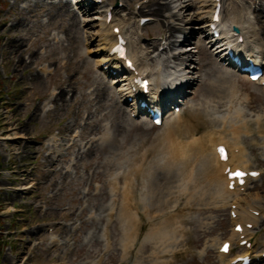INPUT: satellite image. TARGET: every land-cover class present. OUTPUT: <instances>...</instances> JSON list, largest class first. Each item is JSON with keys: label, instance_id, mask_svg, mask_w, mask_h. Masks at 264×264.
Here are the masks:
<instances>
[{"label": "rangeland", "instance_id": "1", "mask_svg": "<svg viewBox=\"0 0 264 264\" xmlns=\"http://www.w3.org/2000/svg\"><path fill=\"white\" fill-rule=\"evenodd\" d=\"M61 1L0 0V20L9 21L8 28L3 30L0 27V30L6 38L12 39L10 46L21 47V60L26 65L30 64V70L22 74L21 69L14 66L15 58L10 62L4 59L8 52L4 50V56H0V138L12 137L15 133L25 138L16 143L7 141L5 149L0 143V264H9L10 255H15L18 259L21 254L27 260L26 264H221L213 245L215 240L223 242L230 236V209L219 212L213 207V199L208 194L199 170H184L185 168L177 165L165 168L167 170L156 167L161 165L163 168L165 165L158 144L159 138L166 125L171 124L176 116L185 118V107L179 113H174L171 109L160 128L154 127L144 116L133 119L129 115V107L122 105L118 99L112 78L103 75L95 66L97 55H92L91 51L98 49L97 44L94 42L89 45L84 42V38L91 35L90 32L94 33L95 29L90 32L71 29L66 34L64 30L70 24L68 17L54 18L53 9ZM103 1L105 3L99 5L96 13L81 19L92 20L95 14L114 8L118 3L119 12L124 10L126 18L129 13H136L133 26L129 29L133 48L154 43L158 51L165 43L167 36L160 33L159 24L152 23L135 30L137 17L147 15L137 14L142 0ZM189 1L181 0L183 3ZM228 1L236 3L242 14L252 21L258 34H261L260 26L256 23L257 15L253 13V10H257L258 3L254 0ZM193 6L186 12L188 14L183 15L186 20L195 16L199 5L194 3ZM167 15L165 13L164 17ZM162 20L171 22L169 18ZM179 23L181 24L175 21V24ZM182 26L192 29L200 24L185 26L182 23ZM259 37V45L264 46L263 37ZM184 38L187 39L188 36L180 34L175 40L183 41ZM182 47L193 52L195 62L189 67V73L193 74L189 78L195 80L193 86L186 89L188 106H204L209 115L219 119H235L241 114L250 121V127L255 131L252 121L259 118L264 122V88L248 82L236 71L223 67L212 56V48L209 50L211 57H206L201 55L194 44ZM43 67L49 68L48 72L36 79V74ZM91 69L92 74L89 71ZM227 70L234 76L229 80L235 84L237 96L228 103L224 101L225 105L222 107L212 110L215 107L213 100L205 90L217 79L216 82L220 83L219 78L224 77L227 74L224 71ZM61 82H65L62 88L67 94V104L62 109L47 101L48 95L59 93ZM108 87L111 91H107ZM99 91H107L104 107L96 99ZM247 97L250 105L244 101ZM116 107L126 110L125 118L117 113L120 110L115 109ZM87 114H91L89 122H98V131L90 133L89 128L84 125ZM116 114L120 119H116ZM118 124L119 132L111 144L97 141L91 145L90 142V150H85L82 156L81 152L76 154L75 148L64 151V157L54 161L51 167L45 164L46 153L42 151L45 148L42 144L50 138L65 137L69 140L74 134L84 133L86 136L83 142H78L84 145L91 139L101 138L103 129H107L112 136V128ZM242 139L247 152L246 159L251 162L250 169L262 173L244 192L253 198L257 193L261 194V203L264 204V191L261 192L264 190V139L255 134ZM17 150L21 155L16 157ZM146 151L149 155L146 158L143 183H148L152 179L149 175L152 176L156 171V175L163 181L155 193L148 187L143 190L141 184L134 198L136 202L144 203L151 215H156L155 223H164L168 219L171 223L168 224V233L161 243H157V239L144 242L143 246L148 245L144 251L141 250L139 254L133 251L124 260L121 247L123 223L118 222L116 216L122 200L118 193L116 196L110 195L111 185L108 183L115 179L117 183L114 187L121 191L124 183L120 177L128 170L129 160L133 162ZM24 172L29 175L26 181L22 177ZM48 182L54 185L52 193L45 189ZM29 185L32 188L26 192L12 191L13 188ZM154 195L156 198H153ZM109 206L113 208L110 222ZM141 208L139 204L137 211L143 212ZM14 210L16 211L13 212ZM140 219L143 239L149 226L144 214ZM256 230L252 238L251 251L255 257L252 262L264 264L259 258L264 253V220ZM54 238L58 240V244L52 245L51 239ZM235 254H239V251H235Z\"/></svg>", "mask_w": 264, "mask_h": 264}, {"label": "bare ground", "instance_id": "2", "mask_svg": "<svg viewBox=\"0 0 264 264\" xmlns=\"http://www.w3.org/2000/svg\"><path fill=\"white\" fill-rule=\"evenodd\" d=\"M99 0H77L76 4H72L71 1L66 0L65 2L61 1L55 8L53 9L54 18L57 17H68L69 19V27L65 29V33L70 32L71 29L78 30H94V33L88 35L84 38L85 44L96 43L98 49L96 51H91L92 55H97V59L95 65L101 68L102 66L106 67V71H104V75H110V71L112 67H116L117 69H121L122 65L120 62L113 56H110V48L113 46L114 41L116 39L115 34L112 32L114 28H119V30L125 34L129 42L128 53L130 54L131 60L133 64L137 67L139 71V75H142L145 79H149L151 82V87L154 91V96H158L160 91H163V87H167L170 91L172 89L177 90L179 94L182 93L183 86L184 89L187 87L193 86L194 78H189L192 76V73H189V67L192 66L195 62L193 52L188 49L183 48V45H196L197 50L206 57H211L209 55L210 40L208 39V35L205 34L203 24L209 23L212 18V13L215 8L213 4V0H196L189 1V3H183L181 0H142V3L139 5V11L137 14H147L145 17H137L135 30H138V24L141 19L145 18H153L155 19L153 24L156 23L160 25V33L165 34V43L161 46V51L157 52V46L154 43H148L147 45H142L140 48H133V43L131 42V37L129 29L133 26L134 17H136V13H129L126 18V14L124 15V10L119 12L114 9L112 12V21L108 24L107 21V12L106 11L100 13V15L92 17V20L85 21L81 18L89 17L90 14L95 13L98 9ZM164 2L163 4L161 2ZM223 4L221 16L222 23L219 24L220 27L224 29H229L225 31L223 34V38H226L230 43L234 40L232 37L233 33L231 31L232 27L238 28L239 35L244 38V45H249L254 51L257 52L258 58L261 59L262 64H264V46L259 45L260 37H263L264 40V5L262 2L264 0H254L257 5V10H253V13L257 15V25L260 26L261 34L255 30V27L252 24V21L248 18V16H244L238 7V5L232 1L221 0ZM102 0V5H103ZM199 5L197 8V12L195 16L191 17L189 20H186L184 17V13L189 12L190 9L194 8L193 4ZM76 8V11H73L72 7ZM104 7V6H103ZM185 11V12H184ZM183 12V14H182ZM167 13V17H164V14ZM188 14V13H186ZM162 18H168L171 22H164ZM175 21L181 22V24H175ZM9 21L6 19L0 20V27L3 30L8 28ZM184 23L185 26H190L191 24H200L201 26L194 27L192 29L186 28L182 26ZM12 26V24H11ZM88 34V33H87ZM180 34H186L188 38H184L183 41H177ZM200 37V39H198ZM202 37V38H201ZM55 39V38H54ZM238 37L235 38L234 42ZM12 39H8L4 36V32L0 30V56H4V50L7 53L6 62H10L12 58H15L14 66L21 69L22 74L24 72L30 70V64L27 65L24 61L21 60V55L23 51H21V47L17 45H11ZM136 41V40H135ZM134 41V42H135ZM11 48H10V47ZM176 47L177 50L174 51L172 49ZM209 47V48H208ZM223 47V46H222ZM221 47V48H222ZM172 50V51H171ZM221 51H218V54H221ZM141 54V55H140ZM219 59L221 63H226ZM210 61L213 62L211 59ZM189 64V65H188ZM49 68L43 67L37 74L36 79H39L41 75H45L48 72ZM90 74H92V69L89 70ZM220 72H223L219 70ZM226 72L227 76L220 77V83L214 81L210 83L205 91L210 98L213 100V106L216 110L217 108L225 105V102L228 103L237 96V91L235 88V84L232 83L229 78H233V74L231 72ZM14 79V78H13ZM35 80H32V82ZM129 78L125 74L123 79L115 77L113 80V86L116 85L118 88L117 96L118 99H123L124 103L126 102V98L128 95L127 86ZM65 85V82H61L59 84L57 94H50L47 96V101L51 105H55L56 107L59 105L64 108L67 104L66 91L62 88ZM111 88L108 87L107 91H111ZM107 91L98 92L96 95V99L99 100V104L104 107L105 102L107 101ZM102 100V101H100ZM249 98H245V103H248ZM119 103V102H118ZM117 104V103H116ZM189 98L185 96L184 98V107L187 112L185 118H181L180 116H176L171 124H167L164 132L159 138V145L161 152L163 153V159L165 165H157L156 167L160 170H167L165 168L171 167L174 165L182 166L185 168L184 170H199L200 174H202V181L209 191V195L213 199V207L219 212L225 211L226 208L235 206V210L233 213L235 214L234 219L232 220V232L230 233L229 239L231 246L229 249V254L234 250V247H239L240 236H243L248 242L252 239V236L255 234L256 228L264 220V204L261 203L263 196L257 193L255 198L251 195H247L246 192H243L248 188V185H252L254 181L247 180V184L243 187V189L236 188L234 191H228V182L227 178L224 175V171L226 168L230 167L232 169H243L245 171H252L250 169L251 162L246 159L247 152L242 145L243 139L242 137H249L252 134L257 135L258 138L264 139V122L263 120L257 118L255 120H251L256 130L253 131L250 127V121H247L244 116L241 114L237 116L235 119L228 118H220L213 117L212 114L209 115V111L204 106L200 107H190ZM248 105H250L248 103ZM120 110V113L124 118L126 117V110L121 108H115ZM49 110V109H48ZM133 111V110H132ZM48 112V111H44ZM122 112V113H121ZM135 113V112H134ZM89 116L91 114H87L84 119V124L89 128L90 133L94 131H98V122H89ZM93 120V118H90ZM116 119H120V116L116 114ZM10 121V119H8ZM88 122V123H87ZM218 127H215V125ZM70 126H68L69 130ZM66 130V132L68 131ZM206 131V132H203ZM119 132V124L112 128L113 135L108 134V130L103 129L102 136L99 139H91L86 142L84 145L78 144V142H83V138H85L86 134L78 133L79 135L73 136V138H69L67 140L65 137L57 138L52 137L42 145L45 148H42V151L46 153L45 164L47 166L54 164V161H59L61 157H64L63 152L67 150H72L77 148L76 154L81 152V156L84 155L85 150H90V146L88 143L91 142V145L97 141H102V143L111 144L115 139L114 137ZM141 133V132H140ZM142 135V134H140ZM109 136V137H108ZM17 140H25L24 137L15 134H12V137H4L0 138V143H2V147L6 148V142L12 141L16 143ZM220 145L224 146L227 153V161L226 163H222L219 161L218 156L216 154L215 148ZM253 145H257L253 143ZM88 146V147H87ZM262 147H264V141L262 143ZM17 149V148H16ZM15 149V150H16ZM75 153V152H74ZM21 155L20 151H16L15 156L17 157ZM73 155V153L71 154ZM149 155V152L146 151L140 156H137L133 162L130 159V164L126 173L121 175V180L124 185L121 188L122 190L118 191L114 187L117 183L115 179H111L108 184H110V195L116 196L118 193L121 196L122 203L118 208V212L116 214L117 221L123 223V229L121 228L123 234V240L121 241L122 247V259L129 258V255L133 253L139 254L144 251L148 245H144V242L155 241L157 243H161L163 238L167 235L168 224L171 223V220H166L164 223H155L156 215H151V211L148 210L147 206L144 203L136 202L134 196L137 194L136 190L139 186L143 190L146 187L150 188L154 193L157 191L158 187L160 188V183L163 181L159 176L156 175V172L150 176L152 178L148 183H143L142 178H144L145 170L147 166L146 158ZM74 158H77L76 156ZM119 175V173H118ZM27 172L22 175L23 181L28 179ZM117 176V175H116ZM15 183V182H14ZM158 183V184H157ZM32 188V185L23 186L18 188H13V192H26ZM45 189L52 193L54 190L53 184H46ZM147 190V189H146ZM142 191V190H141ZM264 190H261L263 192ZM86 195H88L86 193ZM85 195V196H86ZM83 197L85 199L86 197ZM153 198H156L154 195ZM141 204L143 212L137 211V206ZM27 206V205H25ZM29 206V205H28ZM14 210L13 212H15ZM108 221L112 219L113 208L109 206L108 209ZM257 213V216L254 214ZM145 216V221L148 223V229L145 231L143 235V239L141 237V231L143 228L141 222V215ZM73 225V224H72ZM71 225V226H72ZM240 225L242 233L235 232L234 227ZM246 225H251L253 229L249 230L246 228ZM69 227V226H68ZM74 227V225L72 226ZM75 229V227L73 228ZM141 237V238H140ZM160 239V240H158ZM66 242V241H65ZM224 242V241H223ZM51 244H58V240L56 238L51 239ZM223 243L219 240H215L213 247L217 249V258L221 264H231L234 260H229L222 263L228 255L220 254L219 248ZM142 250V251H141ZM244 256L246 254H251L252 251L243 250ZM260 258L262 256H259ZM24 258V255H19L18 259L15 255L9 256V264H26L27 260ZM114 260V259H113ZM261 262H264L262 260Z\"/></svg>", "mask_w": 264, "mask_h": 264}, {"label": "snow or ice", "instance_id": "3", "mask_svg": "<svg viewBox=\"0 0 264 264\" xmlns=\"http://www.w3.org/2000/svg\"><path fill=\"white\" fill-rule=\"evenodd\" d=\"M240 175H241L240 173H236V176H237V177H239ZM223 250L226 251V250H227V246H225V249H223Z\"/></svg>", "mask_w": 264, "mask_h": 264}]
</instances>
